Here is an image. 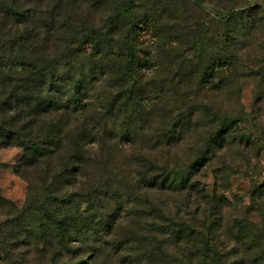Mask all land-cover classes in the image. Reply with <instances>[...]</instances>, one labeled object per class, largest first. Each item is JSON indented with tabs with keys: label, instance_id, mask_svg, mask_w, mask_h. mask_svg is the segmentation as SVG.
Wrapping results in <instances>:
<instances>
[{
	"label": "trees",
	"instance_id": "obj_1",
	"mask_svg": "<svg viewBox=\"0 0 264 264\" xmlns=\"http://www.w3.org/2000/svg\"><path fill=\"white\" fill-rule=\"evenodd\" d=\"M104 1L106 30L78 13L85 0H0V148L22 149L13 170L25 182L20 209L0 195V262L219 264L223 203L193 178L219 150L250 139L238 136V116L208 103L193 117L158 90L142 105L152 60L139 56V31L175 32L161 25L160 7L138 15L135 3ZM243 15L232 8L218 19ZM169 37L194 52L202 92H237L234 56L210 61L202 40Z\"/></svg>",
	"mask_w": 264,
	"mask_h": 264
},
{
	"label": "rangeland",
	"instance_id": "obj_2",
	"mask_svg": "<svg viewBox=\"0 0 264 264\" xmlns=\"http://www.w3.org/2000/svg\"><path fill=\"white\" fill-rule=\"evenodd\" d=\"M85 1L78 13L87 9L88 22L106 30L112 13L109 6L104 0ZM114 1L135 3L138 15L160 7L161 25L175 32L155 38V32L152 35L145 25L139 31V56L149 55L152 60L150 68L141 73L142 105H149L157 91L162 90L166 100L181 113L198 116L201 104L208 103L219 116L239 117L236 132L248 137L250 143L236 142L219 150L209 166L198 170L193 179L201 190L223 203L218 216L221 221L218 240L214 244L221 256L219 264H264V0ZM232 8L244 15L230 23L218 19ZM181 35L190 41L202 40L210 61L220 52L236 58L241 76L236 93L211 97V93L202 92L193 73L194 52L169 37ZM198 120L201 130L204 120ZM212 121L210 125L215 127L217 122ZM197 139L195 136L193 142L200 143ZM187 149L182 144L180 154L188 152ZM22 154L21 148H0V195L18 209L25 203V182L15 174L13 166ZM197 201L200 205L194 203L193 209L197 218L203 220L201 210L205 204L200 197ZM214 218L210 215V221ZM3 222L0 215V225ZM238 223H242L244 235L237 238ZM115 264L126 262L118 257Z\"/></svg>",
	"mask_w": 264,
	"mask_h": 264
}]
</instances>
